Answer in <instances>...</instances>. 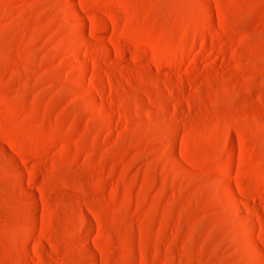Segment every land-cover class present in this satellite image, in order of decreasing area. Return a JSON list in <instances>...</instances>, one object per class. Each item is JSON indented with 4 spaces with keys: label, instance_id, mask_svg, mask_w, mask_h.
<instances>
[{
    "label": "rangeland",
    "instance_id": "obj_1",
    "mask_svg": "<svg viewBox=\"0 0 264 264\" xmlns=\"http://www.w3.org/2000/svg\"><path fill=\"white\" fill-rule=\"evenodd\" d=\"M0 264H264V0H0Z\"/></svg>",
    "mask_w": 264,
    "mask_h": 264
},
{
    "label": "bare ground",
    "instance_id": "obj_2",
    "mask_svg": "<svg viewBox=\"0 0 264 264\" xmlns=\"http://www.w3.org/2000/svg\"><path fill=\"white\" fill-rule=\"evenodd\" d=\"M228 194H229V193H228ZM228 194H227V195H228ZM257 252H258V251H257ZM260 254H261V253H260ZM258 256H260V255H258Z\"/></svg>",
    "mask_w": 264,
    "mask_h": 264
}]
</instances>
